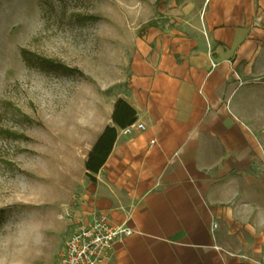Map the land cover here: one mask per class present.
<instances>
[{
    "label": "crops",
    "instance_id": "1",
    "mask_svg": "<svg viewBox=\"0 0 264 264\" xmlns=\"http://www.w3.org/2000/svg\"><path fill=\"white\" fill-rule=\"evenodd\" d=\"M201 18L147 32L117 98L136 120L113 124L116 99L93 134L89 151L117 131L71 227L96 212L133 231L107 264H264V0H204Z\"/></svg>",
    "mask_w": 264,
    "mask_h": 264
},
{
    "label": "rangeland",
    "instance_id": "2",
    "mask_svg": "<svg viewBox=\"0 0 264 264\" xmlns=\"http://www.w3.org/2000/svg\"><path fill=\"white\" fill-rule=\"evenodd\" d=\"M203 2L0 0V264H56L138 45L201 31Z\"/></svg>",
    "mask_w": 264,
    "mask_h": 264
},
{
    "label": "built area",
    "instance_id": "3",
    "mask_svg": "<svg viewBox=\"0 0 264 264\" xmlns=\"http://www.w3.org/2000/svg\"><path fill=\"white\" fill-rule=\"evenodd\" d=\"M216 66V63H210L211 69ZM130 128L124 132L128 133ZM136 128L144 129L141 124H137ZM132 233L129 227L113 225L104 215L92 212L77 219L57 251L56 264H107L112 258L114 244Z\"/></svg>",
    "mask_w": 264,
    "mask_h": 264
},
{
    "label": "trees",
    "instance_id": "4",
    "mask_svg": "<svg viewBox=\"0 0 264 264\" xmlns=\"http://www.w3.org/2000/svg\"><path fill=\"white\" fill-rule=\"evenodd\" d=\"M22 53L24 54V52ZM47 62L51 64L50 61ZM111 120L117 128L123 129L136 120L135 111L125 101L117 99L111 114ZM116 134L117 131L115 127L106 126L89 151L84 162V169L86 177L91 182L95 180L93 175L99 171L108 157L114 144Z\"/></svg>",
    "mask_w": 264,
    "mask_h": 264
}]
</instances>
